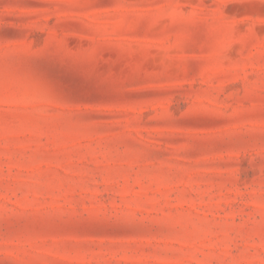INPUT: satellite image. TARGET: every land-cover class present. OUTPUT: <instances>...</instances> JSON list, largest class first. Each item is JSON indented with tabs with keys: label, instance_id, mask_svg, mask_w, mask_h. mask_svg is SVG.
I'll return each instance as SVG.
<instances>
[{
	"label": "rangeland",
	"instance_id": "1",
	"mask_svg": "<svg viewBox=\"0 0 264 264\" xmlns=\"http://www.w3.org/2000/svg\"><path fill=\"white\" fill-rule=\"evenodd\" d=\"M0 264H264V0H0Z\"/></svg>",
	"mask_w": 264,
	"mask_h": 264
}]
</instances>
